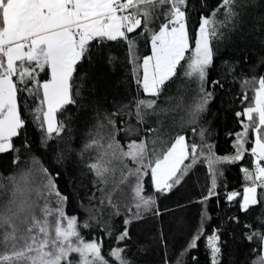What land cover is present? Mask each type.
<instances>
[{
    "label": "snow or ice",
    "instance_id": "snow-or-ice-1",
    "mask_svg": "<svg viewBox=\"0 0 264 264\" xmlns=\"http://www.w3.org/2000/svg\"><path fill=\"white\" fill-rule=\"evenodd\" d=\"M241 6L240 0H221L208 16L201 15L198 27L190 32L189 0H0V154L12 152L13 162H19L20 148L14 138L26 140L23 112L28 110L29 99L34 102L32 116L45 132V141L61 136L66 125L58 114L63 115L67 106L75 105L79 95L74 85L77 65L90 60L93 50L105 42L127 44L136 84L149 97L135 100L137 122L164 111L157 109V101L182 75L199 82L200 98L188 112V123L195 125L212 98L205 84L218 50L216 45L224 37L221 28L239 16ZM221 9L223 19H217ZM141 37L151 45V55L142 58L137 54ZM42 74L47 78L42 79ZM244 83L254 86V95L249 106L237 113L245 119L241 120L242 131L235 134L232 154L218 155L214 145L204 140L203 129L199 130L197 143L179 133L161 139L159 129L149 128L147 131L157 135L131 141L125 151L115 139L114 121L108 119L113 132L107 144L101 138L86 145L99 149L95 162L88 167L96 182L104 186L97 188L99 198L95 193L91 198L101 206L107 203L116 208L112 196L122 191L121 185H128L137 211L150 209L156 201L144 194L145 177H150L156 192L164 194L179 184L194 165L206 163L210 187L201 201L204 203L219 197L223 166L243 161L247 155L253 167L241 168L243 191L227 192L226 199L236 201L245 213L254 206L264 207V76ZM248 99L245 93L243 100ZM192 132L196 134L197 129L192 128ZM114 162L120 169L118 182ZM34 170L41 176L39 181L33 177ZM58 176L32 157L31 168L6 178L10 188L8 200L0 205V264H131L125 255L126 245L109 248L105 253L102 238H85L82 229L92 225L88 221L81 224L76 215L67 214L68 197L59 190ZM110 177L112 187L106 191ZM5 188L0 182V190ZM89 219L99 223L96 216ZM229 219L239 223L237 217ZM244 227L248 229L246 239L251 242L255 238L259 243L261 254L253 264H264V231L251 224ZM205 231L203 226L198 228L185 251L197 248L203 237L210 264H220V229H213L207 236ZM128 238L125 229L117 241Z\"/></svg>",
    "mask_w": 264,
    "mask_h": 264
},
{
    "label": "trees",
    "instance_id": "trees-1",
    "mask_svg": "<svg viewBox=\"0 0 264 264\" xmlns=\"http://www.w3.org/2000/svg\"><path fill=\"white\" fill-rule=\"evenodd\" d=\"M220 2L189 0L190 32L198 27L201 15L208 16ZM240 4L239 16L221 28L224 37L216 45L218 50L205 84L212 98L195 125L188 123V112L200 98L199 82L182 75L158 99L156 107L164 111L147 115L142 123L137 122L135 100L149 97L136 84L127 44L123 41L105 42L93 50L90 60L77 65L74 85L79 95L75 105L67 106L63 115L58 114V119H63L66 125L60 137L45 141V132L32 116L34 102L29 99L28 110L23 112L27 121L26 140L14 138V144L20 148L19 162H13L12 152L0 154V182L6 186L0 190V205L8 200L10 185L6 178L18 176L31 168L32 157H36L53 176L59 173L56 183L61 193L68 197L67 214L76 215L81 224L88 221L92 225L82 229V234L88 240L102 238L105 253L109 248L126 245L125 255L131 264H177V260L181 264H210L203 237L197 248L185 251L198 228L203 226L205 236L213 229H220V264H253L257 261L261 254L259 243L255 238L251 242L246 239L248 229L244 225L251 224L253 228L264 231V223L260 222L264 220V207L254 206L245 213L236 201L226 199L227 192L243 191L245 181L241 168L253 167L247 155L243 161L223 166L224 175L219 181L221 187L217 189L219 197L204 203L201 201L210 187L206 163L194 165L179 184L164 194L156 192L150 177H145L144 194L153 196L156 203L150 209L137 211L128 185H121L122 191L112 196L116 208L107 203L101 206L97 199L91 198L93 193L99 198L101 193L97 188L104 186L96 182L88 167L95 162L99 149L86 148L93 139L103 138L102 142L107 144L113 132V125L108 124V119H111L116 130L115 139L125 151L129 142L157 135L147 131L149 128L159 129L163 134L161 139L167 140L179 133L197 143H200L199 130L203 129L204 140L214 145L213 150L218 155L232 154L235 134L242 131L241 120L245 119L238 117L237 113H242L249 106L254 95V86L245 85L244 81L264 76V0H240ZM223 11L221 9L217 14V19H223ZM137 54L141 58L151 55L150 42L143 37L137 40ZM41 78L47 77L42 74ZM215 81L219 84H214ZM245 93L249 98L246 101L243 100ZM192 128L197 129L196 134ZM128 163L129 167L133 166L130 161ZM33 177L36 181L41 179L35 170ZM114 178L117 182L120 179L118 166ZM111 180L112 177L106 191L112 187ZM52 206L55 207L54 204ZM90 216H96L99 223L90 220ZM205 216L210 219L204 220ZM230 217H237L239 223ZM125 229L129 238L117 241Z\"/></svg>",
    "mask_w": 264,
    "mask_h": 264
}]
</instances>
